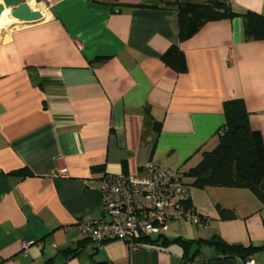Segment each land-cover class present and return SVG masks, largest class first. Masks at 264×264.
Instances as JSON below:
<instances>
[{"label": "crops", "instance_id": "crops-1", "mask_svg": "<svg viewBox=\"0 0 264 264\" xmlns=\"http://www.w3.org/2000/svg\"><path fill=\"white\" fill-rule=\"evenodd\" d=\"M122 1L32 0L40 20L0 30V264H238L207 244L183 258L173 240L264 245V206L248 190L193 186L203 225L170 222L171 234L133 246L83 240L77 221L106 218L104 175L139 174L150 160L195 166L217 142L225 100L242 99L264 139V41L244 38L240 16L264 15V0H230L238 15L184 41L175 6ZM172 44L184 54L182 72L160 59ZM217 204L235 218L222 220ZM251 257L264 264L263 251Z\"/></svg>", "mask_w": 264, "mask_h": 264}, {"label": "trees", "instance_id": "trees-1", "mask_svg": "<svg viewBox=\"0 0 264 264\" xmlns=\"http://www.w3.org/2000/svg\"><path fill=\"white\" fill-rule=\"evenodd\" d=\"M122 2L118 4L125 7L142 6L135 0ZM163 4L176 8L178 41L190 38L208 21L238 15L233 10L230 0H164ZM240 16L243 21L244 38L264 41V15L246 11ZM96 59L103 61L105 57H96ZM160 59L166 66L177 72H182L186 68L184 54L177 44L170 45L160 55ZM223 112L225 122L217 131L216 144L211 149L202 152L201 158L195 166L186 171L181 170L182 174L186 177V181L188 180L187 183L190 187L246 189L264 206V139L262 134L250 127L248 112L242 99L225 100ZM18 174L23 176L28 172L21 170ZM186 204L191 206L190 199ZM216 206L222 220L235 218L233 209L223 208L218 204ZM262 226L264 229V219ZM83 240L91 245L87 238H83ZM166 241L164 240L163 243ZM173 241L181 245L183 258L187 256L192 244H207L222 256L240 259H246L258 251L264 252V245L231 244L218 235H213L208 239L191 240L177 237ZM80 245L66 251L74 253Z\"/></svg>", "mask_w": 264, "mask_h": 264}, {"label": "built area", "instance_id": "built-area-1", "mask_svg": "<svg viewBox=\"0 0 264 264\" xmlns=\"http://www.w3.org/2000/svg\"><path fill=\"white\" fill-rule=\"evenodd\" d=\"M99 184L106 218L77 221L81 236L93 247L114 240L137 245L144 237L162 235L170 222L178 220L205 223L186 204L190 186L181 169H162L150 160L142 173L106 174ZM238 264L257 263L250 256L239 258Z\"/></svg>", "mask_w": 264, "mask_h": 264}, {"label": "water", "instance_id": "water-1", "mask_svg": "<svg viewBox=\"0 0 264 264\" xmlns=\"http://www.w3.org/2000/svg\"><path fill=\"white\" fill-rule=\"evenodd\" d=\"M4 9H9V15L18 22H34L42 18L40 11L31 9L25 0H2L0 16Z\"/></svg>", "mask_w": 264, "mask_h": 264}, {"label": "bare ground", "instance_id": "bare-ground-1", "mask_svg": "<svg viewBox=\"0 0 264 264\" xmlns=\"http://www.w3.org/2000/svg\"><path fill=\"white\" fill-rule=\"evenodd\" d=\"M30 3H32V0H31ZM9 11H10L9 9H4V11L2 12V14H1V16H0V27L4 26V25H6V24H9V23H11V22L16 21L15 18H13V17H11V16L9 15V13H10ZM2 28H3V27H2Z\"/></svg>", "mask_w": 264, "mask_h": 264}, {"label": "rangeland", "instance_id": "rangeland-1", "mask_svg": "<svg viewBox=\"0 0 264 264\" xmlns=\"http://www.w3.org/2000/svg\"><path fill=\"white\" fill-rule=\"evenodd\" d=\"M26 1V0H25ZM32 7H33V9L35 10V8H37L38 7V5L36 4V3H32ZM12 23V22H11ZM8 25L9 24H6V25H4V26H2L3 28H7L8 27ZM2 27H0V30L2 29ZM180 223V222H179ZM170 224V223H169ZM169 224H168V226H169ZM181 224H183V225H181ZM181 224H179L178 226V228H191V229H194L196 226L194 225V224H192V223H188V222H186V221H184V220H181ZM192 224V225H191ZM167 233H169V234H171L172 233V231L169 229V232L168 231H166Z\"/></svg>", "mask_w": 264, "mask_h": 264}]
</instances>
